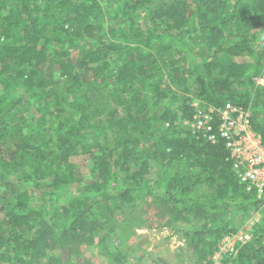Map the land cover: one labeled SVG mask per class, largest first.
Here are the masks:
<instances>
[{"label":"trees","instance_id":"obj_1","mask_svg":"<svg viewBox=\"0 0 264 264\" xmlns=\"http://www.w3.org/2000/svg\"><path fill=\"white\" fill-rule=\"evenodd\" d=\"M261 76L264 0H0V169L40 199L0 181V264H83L70 248L97 237L125 264L142 205L157 202L169 222L192 221L187 256L210 264L233 217L264 199L222 138L182 124L196 99L230 101L264 144ZM252 230L226 262L264 264V215Z\"/></svg>","mask_w":264,"mask_h":264},{"label":"rangeland","instance_id":"obj_2","mask_svg":"<svg viewBox=\"0 0 264 264\" xmlns=\"http://www.w3.org/2000/svg\"><path fill=\"white\" fill-rule=\"evenodd\" d=\"M81 43L82 45L80 44V47L77 50L75 49L76 51L74 50L72 57L79 59L84 55L82 54V48L85 47L86 43ZM235 59L238 61L251 60V57L247 54H242L235 56ZM54 76L56 77L57 74ZM257 81L258 83L264 85V76L259 77ZM192 118L183 121V130L192 131V128L189 125V123L193 120ZM257 133L261 135V133ZM256 167L257 166L251 167V169ZM84 170L88 172L87 164L86 166L84 164ZM2 175V170L0 169V181L2 184L13 186L15 187V190L21 192L28 190L31 193L32 200L40 203V199L33 195L37 194L38 191L34 190L32 183L24 180L20 182L17 181V179L14 180L13 178L6 181L4 177L2 178ZM73 186V190L76 191L78 187H75V185ZM5 191L8 192V188ZM8 194L9 193H7V195ZM142 207L146 210L144 215L147 220L144 226L134 229L132 232L133 234L130 237L127 236L126 242L124 241L125 251L127 249L130 251V256L127 260H125V264H195L194 261L190 257L189 259L187 256L185 249L186 238L183 235V231L188 228L190 229L192 226V221L190 222L186 219V221H183L182 223L169 222L168 220L171 214L169 207L167 212H165L167 209L166 206H160L159 202H157L155 206L151 203L149 205L144 204ZM262 215H264V211L260 209L258 211L251 212L248 220L242 218L241 215L233 217V223L236 225V230L231 233H227L219 239L218 247L211 256L212 261L210 264H229V262H226L225 259L234 256L237 253L239 245L245 244L253 238V226L255 225V222L262 218ZM176 228L181 229L177 231ZM119 232L122 235H125L127 231H125V229H121ZM98 235H100V233ZM248 238L251 239L248 240ZM106 239H109L115 246L120 245L121 242L119 239H116L115 235H110ZM95 241L96 243L92 244L84 243V245L73 246L70 248V252L75 254L74 257H80L78 261L83 264H89L88 260L93 264H109L108 259L104 255V242H102V240L100 241V237L95 238ZM122 245L123 244L120 246Z\"/></svg>","mask_w":264,"mask_h":264},{"label":"built area","instance_id":"obj_3","mask_svg":"<svg viewBox=\"0 0 264 264\" xmlns=\"http://www.w3.org/2000/svg\"><path fill=\"white\" fill-rule=\"evenodd\" d=\"M192 106L195 108L193 120L189 123L192 131L203 132V136L213 143L222 138L240 181L264 199V144L251 123V112L231 102L222 107L208 104L205 109L203 101L196 99ZM215 115L222 121L218 125V135L213 124ZM254 166L257 167L251 169Z\"/></svg>","mask_w":264,"mask_h":264}]
</instances>
